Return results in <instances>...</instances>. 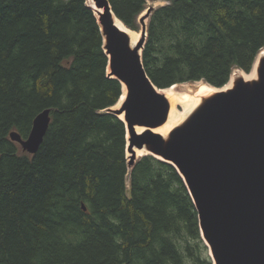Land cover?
Segmentation results:
<instances>
[{"label": "trees", "instance_id": "trees-1", "mask_svg": "<svg viewBox=\"0 0 264 264\" xmlns=\"http://www.w3.org/2000/svg\"><path fill=\"white\" fill-rule=\"evenodd\" d=\"M149 1L109 0L134 30ZM160 1L142 53L156 86L251 71L264 0ZM120 96L87 0H0V264H214L177 168L152 154L128 165L108 112ZM45 109L31 154L10 132L28 137Z\"/></svg>", "mask_w": 264, "mask_h": 264}, {"label": "water", "instance_id": "water-1", "mask_svg": "<svg viewBox=\"0 0 264 264\" xmlns=\"http://www.w3.org/2000/svg\"><path fill=\"white\" fill-rule=\"evenodd\" d=\"M94 2L104 8L97 22L103 27L108 73L121 84V96L126 87L125 100L108 112L120 119L124 114L130 135L126 136V150L131 152L128 165L138 159L135 148H147L177 168L197 207L214 264H264V54L254 79L238 76L226 90H222L226 84L217 87L206 82L218 90L164 140L152 129L167 120L170 103L159 91L163 88L149 77L142 54L148 36L146 19L155 7L149 6L139 18L142 36L132 47L128 34L115 23L109 0ZM50 121V109H45L34 118L28 137L16 130L10 137L34 154ZM137 126L145 129L137 132Z\"/></svg>", "mask_w": 264, "mask_h": 264}, {"label": "bare ground", "instance_id": "bare-ground-1", "mask_svg": "<svg viewBox=\"0 0 264 264\" xmlns=\"http://www.w3.org/2000/svg\"><path fill=\"white\" fill-rule=\"evenodd\" d=\"M87 4L94 10V13L97 17L98 22H100V14L104 12V8H98L94 2V0H87ZM113 12V11H112ZM113 17L115 20L116 25L121 29L124 30L131 40V46L134 47L139 42L141 38V31L140 32H134L136 30L129 28L128 26L124 25L119 18L115 15L113 12ZM100 27H102V24L100 23ZM264 54V48L260 50L258 53V56L256 58V61L254 63V66L250 72V77H247L244 75V73L240 70L237 72H234L232 77L230 78L229 82L222 88V90H226L228 88H231L234 84V78L236 79L238 76L244 77L245 80H251L257 77V66L259 63L260 58ZM108 71L110 72V67L108 66ZM254 73V74H253ZM253 74V75H252ZM172 85L168 88L160 89L159 91L164 94L169 103H170V109L168 112L167 120L160 126L153 128L152 130L156 133H159L162 135L164 140H167L170 136V133L172 130H174L176 127L183 124L185 121L189 119V117L199 108V106L202 104L204 98L207 96L213 94L218 89L215 87H212L213 90H210L209 92L203 94L202 92L206 90L207 85H205L202 82H196L193 83V85ZM195 92V93H191ZM126 98V87L124 86V92L121 96L118 104L116 107H119L122 102ZM181 106L182 109L180 110L178 106ZM120 117L124 119V114H121ZM145 129V127L137 126L136 130L137 132H142ZM127 139L129 138V132H126ZM136 155L147 154L149 151L147 148L138 149L135 148ZM143 154V155H144ZM131 155V152L127 151V157Z\"/></svg>", "mask_w": 264, "mask_h": 264}, {"label": "rangeland", "instance_id": "rangeland-1", "mask_svg": "<svg viewBox=\"0 0 264 264\" xmlns=\"http://www.w3.org/2000/svg\"><path fill=\"white\" fill-rule=\"evenodd\" d=\"M164 3H165L164 1H160V0H157V1H149V2L147 3V7H146V9H147L149 6H154V7L156 8L157 6L162 5V4H164ZM146 9H145V11H146ZM145 11H143V12L141 13V15L138 17L139 30L134 31V32H136V33L141 31V27H142V25H141V23H140V21H139V18H140L141 16H143V14H144ZM148 21H149V18L146 19V23H148ZM141 36H142V33H141ZM140 39H141V38H140ZM240 70L244 73L245 76L250 77V72H251V71L248 73V72H245L244 70H242V69H240V68H234V69L232 70V73H231L230 78L232 77V75H233L234 72H237V71H240ZM253 74H254V73H253ZM253 74H252V75H253ZM234 80H235V78H234ZM196 82H202V83H204L205 85H207V88H206L205 92H204V91L202 92L203 94L209 92L210 90H213V88H212L211 86H209V85L206 83V81H204V80L193 81V82L178 83V85L180 86V85H182V84H186V83H188L187 85H193V83H196ZM228 82H229V81H228ZM163 89H164V88H163ZM191 93H195V92H191ZM178 108H179L180 110L182 109V107H181L180 105L178 106ZM143 154H144V152H142V154L138 155V158L141 157V156H143ZM147 154H150V153H147ZM126 155H127V150H126ZM144 155H146V154H144ZM127 180H128V178H127Z\"/></svg>", "mask_w": 264, "mask_h": 264}]
</instances>
